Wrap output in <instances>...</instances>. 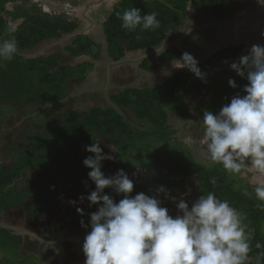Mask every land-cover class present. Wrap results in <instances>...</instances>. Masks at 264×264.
<instances>
[{"label":"trees","instance_id":"obj_1","mask_svg":"<svg viewBox=\"0 0 264 264\" xmlns=\"http://www.w3.org/2000/svg\"><path fill=\"white\" fill-rule=\"evenodd\" d=\"M82 2L83 0H72L73 6H79ZM133 7L139 8L142 15L156 12L159 27L155 31H125L117 13ZM190 8L203 10L213 17H226L244 8L248 9L249 6L244 0H121L103 24L110 58L118 61L130 51H143L164 43L169 34L185 22ZM81 23L80 18H72L65 13L45 12L36 0H0V39L14 36L17 41L14 58L6 62V66L0 67V99L18 102L22 106H50L69 96L70 81H87L89 74L95 71L94 61L101 58L104 46L85 32L74 39V46L67 48L75 57L83 58L76 66L64 62L57 53L35 57L23 55L25 52H33L50 39L75 32ZM9 28L13 29L10 34L7 31ZM241 50L242 47L238 46L222 49L201 61L198 66L206 73V80L195 77L186 68H180L155 85L124 87L114 92L110 97L111 105L107 107L93 106L89 110L74 109L64 113L61 118L64 122L54 133L61 136H53V132L49 135L48 131L47 134L37 132L30 136L31 141L24 145L19 160L14 165L7 169L0 163V210L6 209L2 202L8 198L16 178L27 168L41 171L48 183L44 194H40L37 188L28 191L29 195L32 194L33 219H42L47 212L46 199L52 198L55 192H63L67 184L72 185L68 190V196L72 200L87 196L75 192L78 183L84 184L81 188L88 189L86 182L91 181L88 177L90 169L83 164V160L92 154L86 151L85 146L91 145L94 140L100 142L102 138H106L115 150L113 160L103 161L102 171L106 176L115 175L120 169L128 175H133L135 170L146 174L147 168L155 167L158 172L151 176L152 180L148 173L145 180L140 181L143 184L147 180L152 181L155 192L157 186H165L172 189V192L177 189L179 192L175 194L178 197L183 194L179 200L187 198V201L193 202L200 195L212 191L218 198L228 200L246 216L244 223L249 230H253L246 264H256L257 254L264 251V211L257 208L258 201L253 192L257 183L243 182L244 179L239 174L228 175L220 165L212 164L210 159L209 163L200 161L190 147L175 138L179 130L174 125L176 119H188L194 114L202 120L205 110L218 113L224 104L230 103L232 96L238 92L244 94L242 90L248 83L246 79L236 81L239 87L233 89L228 83L231 78L228 76V69L216 81L209 72L214 64L222 61H227L229 66ZM181 56L180 50L167 48L160 60L171 61ZM140 66L154 73L160 69L148 57ZM232 78L237 80L235 75ZM194 93L202 96L201 103H196L191 98ZM124 111L132 114L135 123L128 120ZM139 124L141 128H138ZM142 166L147 167L142 169ZM135 167L140 170L133 169ZM213 177L215 185L210 182ZM135 178L138 177L133 175L131 179L136 181ZM52 179H61L57 182V191L50 185ZM237 185L239 188L234 190ZM245 188L252 193L250 197L243 195ZM105 192L117 202L122 198L111 189H106ZM183 192L188 193L184 195ZM187 195L189 196L186 197ZM27 197H21L19 201L22 202ZM159 198L165 202L162 195ZM89 204L88 201L81 207L83 216L79 213L85 223L90 220L89 214L97 211V206L90 207ZM8 240L14 239L8 232L0 230V249L4 248L6 252ZM257 243L262 246L260 249L256 248ZM12 245L11 242L10 246ZM14 248H17L15 258L8 259L5 254L0 259V264H46L45 260L51 257L37 255L33 259H26L20 254V243Z\"/></svg>","mask_w":264,"mask_h":264},{"label":"clouds","instance_id":"obj_2","mask_svg":"<svg viewBox=\"0 0 264 264\" xmlns=\"http://www.w3.org/2000/svg\"><path fill=\"white\" fill-rule=\"evenodd\" d=\"M117 16L127 32L155 31L159 27L156 12L142 15L139 8L133 7ZM7 31L10 34L13 29ZM105 49L108 50L107 38ZM16 52L14 36L0 39V67L12 61ZM200 63L188 52L172 61L174 67L186 68L195 77L206 80ZM230 68L248 81L242 90L244 94L238 92L232 96L230 103L224 104L218 113L204 111L203 142L212 164L220 165L228 175L237 176L250 168L264 177V45L254 44L246 55L231 62ZM228 83L233 89L239 87L233 78ZM100 145L101 142L94 140L85 146L92 155L83 160L90 169L88 177L95 190L81 196L80 201L87 199L90 207L97 206V211L89 214L88 223L81 220V226L90 229L82 245L84 264H246L253 230L244 223L246 216L228 200L209 191L191 204L179 200L178 214L172 216L159 198L163 194L175 201L171 195H177L172 189L168 192L165 186H160L155 195L140 192L133 196L134 181L123 169L109 176L102 171L103 161L114 157L106 155ZM210 182L215 185V178ZM238 188L234 186V190ZM106 189L122 198L117 202ZM253 192L257 208L264 211V179L254 186ZM243 195L250 197L252 193L245 188ZM77 212L84 215L82 208H77ZM261 247L256 244L257 249ZM262 262L264 251L256 256V264Z\"/></svg>","mask_w":264,"mask_h":264},{"label":"rangeland","instance_id":"obj_3","mask_svg":"<svg viewBox=\"0 0 264 264\" xmlns=\"http://www.w3.org/2000/svg\"><path fill=\"white\" fill-rule=\"evenodd\" d=\"M36 1L37 2H44L45 1L46 4H44V5L46 6V9H45L46 11H49V10L56 11L57 14L65 13L69 17L70 16L80 17V19H82V21H83V24H82V27L78 31H75L74 33H72L75 38L80 33H84L86 31H88L89 34L88 33L87 34L90 36L92 34V36L94 38L92 36L91 37L94 40H96L95 38H97L99 41L105 43L106 38L105 39L103 38L104 37L103 27H102V25H99V24L107 19L108 15L112 12L114 7L121 0H83L82 4L79 6H73L72 0H36ZM237 1H239V0H237ZM244 1L247 2V6H250L251 3L255 0H244ZM40 7L42 8L41 3H40ZM194 11L199 13L198 9H194ZM201 12H203V11H201ZM242 12H245V9L242 10ZM191 16H192V14H190V17ZM202 16H203V18H207L206 20L203 21V23L200 24V30L202 32V38L198 34H197V36L194 34V36H193V37H195L193 39L194 46H191V47L196 49L195 50L196 52L198 51V55H201L199 58H196L198 60V62L201 59L203 61L206 60L209 56H211L212 54H214L215 52L218 51L217 48H213V47L211 49L207 48V43H210V44L213 43V40L215 38V37L212 38L213 35L211 32H215L217 27H220V28L222 27L223 24H221L219 22V20L230 19L227 16L226 17H213L211 15H208V17H207L206 14L202 15ZM94 22H97V24H94ZM183 32H184V29H182L179 32V34L177 33V36L174 39L177 42H180L182 44L186 43V45L190 46V42H192V41L187 40L186 35H184ZM98 37H100V39ZM178 40H180V41H178ZM58 44L59 43H56V44H54V46H51L50 49H46L44 51V53L48 52V50L50 52H57L58 50L62 49L63 45H61V44L58 45ZM62 44H65V43H62ZM103 46L106 47V44H104ZM165 47L168 48V46H166V45H165ZM105 59H106V57L103 60L106 61ZM234 61H236V60H234ZM101 62L102 61H99L98 64H100ZM73 65L76 66L78 64H73ZM176 69H179V68L174 67L172 62H169V63L165 64V66L162 69H159L157 73H150L149 76H151L152 78L149 80L146 78L145 79L146 82L145 83L140 82L138 86L142 87V86H145L147 84L155 85L157 83L163 82L171 74H173ZM226 69L229 70L227 72L229 77L232 78L235 75L237 78L236 81H241L243 79V78L239 77L230 68V65L228 66L226 64V61H222L219 64H217V63L214 64L209 72H210V75L214 77L213 80L216 81L217 77L222 78V72ZM156 74H159V76L157 77ZM117 75H119V74H117ZM132 78L133 79L135 78L134 74H131L130 76L124 77L123 78L124 86H128V85L133 86L130 83ZM87 79L90 80L91 83H96L95 81L97 79L99 80L100 77L98 75H96V73H95V75L92 73V74H89V77ZM114 79H120V78L114 76ZM138 80H140V78L135 79L134 82H136ZM106 83L107 84L102 83V84H99L96 86V85H90L89 81H84V82L80 83L78 79L73 80V81L69 82L68 87L74 89V88L79 86V87H81V89H80L81 91L79 93L74 94L73 97H69L68 99L65 98L66 100L59 102L57 104H54V106L51 104L50 106H52V107H50V106L48 107L47 105L44 107L41 105L21 106V104L18 102H12V101H8V100L0 99V113H3L6 108L11 110V112H12L11 114H8L10 116V118L7 119V123L10 125V128H8V129L5 128V130H3L2 133H0V136H1L0 137V144H1L0 147L2 148L4 153H5L6 149L9 150V153H12L8 156L4 155V154L2 155L1 159L3 160V163L5 164V166H9V164H11L13 161L19 160V159H17V156L19 158V155H20L24 145L29 144V142L31 141V139H30L31 135H34L37 132L47 134V131H48L49 135L53 132V136L54 135L55 136H61L57 133L56 134H54V133L56 131L55 129L63 124L64 120H61V118L64 117V115H63L64 113L70 112L74 109L84 111V110H89L93 106L107 107V106L111 105V99H110L111 95L114 92H117L119 90L116 89V87H114L110 77H109V80L106 81ZM107 85H110V87L106 88ZM94 86H96V87L94 88ZM112 87L114 89H112ZM102 88H105V89H102ZM77 96H80V97H77ZM191 98L196 103H201L200 100L202 99V96L200 94L194 93L193 95H191ZM124 114L127 116L129 121H131L132 123H135V121L132 117V114L129 111H124ZM174 125H175L176 129L179 130V133L175 136V138L182 140L188 147H190L192 149L193 153L195 154V157L198 158L200 161H202L204 163H209V160H208L209 154L207 152L206 144L203 142V123H202V120L200 119V117L197 114H194L193 117L188 118V119H184V120L176 119V121H174ZM139 126H141L140 124L138 125V128H141ZM19 135L21 138H18ZM27 137H29V138H27ZM100 142H101L100 146L106 155L112 156L115 153L114 148L110 145L109 141L106 138H102L100 140ZM145 167H147V166H142V169H145ZM6 168L8 169L10 167H6ZM136 168L140 170L139 167H135L133 169H136ZM58 171L61 172V170H58ZM63 171L64 170H62V172ZM135 172H136V170H135ZM146 172L149 173L150 176H153L154 174H157L158 169L155 167H149V168H147ZM38 174L32 175L33 178H31L33 180V183H35V184H37L36 181L40 175V174L39 175ZM239 176L244 179L243 182L250 181L252 184L258 183L260 180L264 179V177L259 176L257 173L250 170V168L243 169L242 172L239 174ZM137 177H138L137 180L142 181V180H145L146 174L145 173L141 174V172H139ZM60 180L61 179H57L56 181H54V179L51 180L50 185L54 188L55 191H57V189H56L57 188V182ZM143 183L144 182L139 183V184H134V191L132 193L133 196L136 195L137 193H140V192H144L145 194L150 195V196L156 194V192L153 190L152 181L147 180L145 184H143ZM82 185H84V184L78 183L76 186L75 192L79 195H88L92 190H95V184L92 181L87 180L86 185L88 186V189L87 188L86 189L81 188ZM47 186H48V183L45 182L44 174L42 173V175L40 176V186L36 187L37 191L40 190V194H44ZM69 186H72V185L67 184L66 187L64 188L65 190L63 192L53 193V195H52L53 197H52V199H50V201H48V204L49 203L51 204L53 199H58L59 197L60 198H70L68 196V192H69L68 190L70 188ZM157 188H159V187L157 186ZM29 190L30 189L21 190V188L19 186H13L10 189V194L8 195V198L6 199V201L2 202V204L7 208V210H10V209L13 211H17V209L20 210L18 205L22 204L24 201H22V202L19 201V198L27 197L29 195L28 194ZM168 192H169V190H168ZM188 192H186V194ZM161 195L163 198H165L163 194H161ZM30 196H32V194H30L29 197ZM188 196L189 195H187L186 197H188ZM29 197H27V198H29ZM84 197H86V196H84ZM86 200L87 199H85L84 201L81 202L80 197L76 198V201H77L76 205L79 206L81 203L85 202ZM184 200L187 201V198H185ZM165 202L162 203V206L167 207L169 209L170 215H172V216L177 215L178 214V209L176 207L177 202H173L172 199H169V200L166 199ZM187 202L189 204L192 203L189 201H187ZM31 203H32V200H31ZM31 203H30L29 207L32 206ZM70 217H71V220H73V224H76L78 222L77 220L74 221V216L72 214L70 215ZM58 226H60L59 229L63 228V230H61L62 232L60 231V236L65 237L67 239L68 237L65 235V231L68 232V228L70 226L69 223L67 225H63V227H61L62 223H61V225H58ZM69 237H70V234H69ZM11 242L14 245V247L18 246V243L15 240H12V241L8 240V242H7L8 251L7 252L0 251V259H3L2 254H6V258H8V259L15 258V251L17 248H14L13 245L10 246ZM68 244L69 243L66 244V248H70V250H73V248H72L73 245L71 247H69ZM81 257H85V256H81ZM75 258L77 259V257H75ZM79 259H80V257H79ZM84 261H85V259H84ZM47 264H53L52 260H50V259L47 260ZM54 264H70V263L66 262L65 259H60V260H57V262H55Z\"/></svg>","mask_w":264,"mask_h":264},{"label":"crops","instance_id":"obj_4","mask_svg":"<svg viewBox=\"0 0 264 264\" xmlns=\"http://www.w3.org/2000/svg\"><path fill=\"white\" fill-rule=\"evenodd\" d=\"M261 2H264V0H261ZM261 2L260 0H255L251 3L248 9H245V12L240 11L231 16H227L230 19L219 20V22L223 25L221 28L217 27L215 32H211L213 35L212 38H215L213 40V43H207V48L211 49L213 47L217 48L219 51L222 49H229L234 46L242 47L241 52L235 58V60H237L239 56L246 55L254 44L264 45V4H262ZM201 11L203 10H199V13H197L194 11V9L190 8L185 22L178 29L173 30L164 43L155 46L151 49H146L137 52L130 51L126 54L124 58L115 61L110 58L107 50L104 47V53L102 54L101 58L98 61H94L95 71L92 72L94 75L96 73V75H98L100 79H97L95 81L96 83H91L88 79L87 81H89L90 85L97 86L102 83L107 84L106 81L109 80L110 77L114 87L120 90V88L123 89L124 87H131L129 85L124 86L123 78L134 74L135 78H132V80L130 81L133 86L139 85L140 82L145 83L146 78L148 80L152 78L151 76H149V74L154 73L141 68L140 65L145 58L148 57L152 59L154 63L160 67V69H162L165 64L173 61L160 60L163 51L167 49L165 45L168 46V48H176L180 50L182 54L184 52H188L192 54L195 58H199L201 55H198V51L196 52V49L191 47L194 46L193 39L195 37L193 36L194 34L196 36L198 34L202 38L200 24L207 19L203 18L202 15L206 14L207 17L208 15L212 16V14L203 11L205 13L204 14ZM190 14H192L191 17ZM82 24L83 21L80 27H82ZM94 24H97V22H94ZM103 24L104 21L101 22L99 25H102L103 27ZM182 29H184L183 33L184 35H186V39L192 41L190 42V46L186 45V43L182 44L180 42H177L174 39L177 36V33L179 34ZM85 33L89 34L88 31H86ZM98 38L100 39V37ZM103 38L105 39V35ZM74 39L75 37L73 36V34H64L60 38H53L49 41L44 42L40 47L35 48L33 52H25L23 53V55L25 57H35L40 55L57 53L61 56V58H63L64 62L71 65L78 64L80 61H83V58L75 57L67 50L69 46H74ZM95 39L99 44H106V42L103 43L97 38ZM56 43L63 45V48L58 50L57 52H50L48 50V52L44 53L46 49H50V47L54 46V44ZM156 48L160 52L159 54L157 53ZM105 57L106 61L103 60ZM99 61L102 62L98 64ZM201 61L203 60L201 59L199 63ZM114 76L120 79H114ZM139 78L140 80L134 82L135 79ZM96 86H94V88ZM109 87L110 85H107L106 88ZM69 89L70 94L66 99H68L69 97H73L74 94L79 93L81 91V87L79 86L74 89L69 87ZM112 89L114 88L112 87ZM52 105L54 106V104ZM6 109L4 110L6 111L4 115L3 113H0V133H2L5 128H10V125L7 123V119L10 118L8 114H11L12 112L11 110ZM18 138H21L20 135L18 136ZM1 150L2 148L0 149V163L2 162L1 165L4 168L11 167L17 162L13 161L11 164H9V166H5L3 160L1 159L2 155L4 154L8 156L12 153H9L8 149H6L5 153L3 152V150ZM17 159H19L18 156ZM37 174L39 175V177L36 181L37 184H35L33 183V180L31 178H33L32 175ZM41 175V171L27 168L26 170H23L21 174L16 178V180L12 184V187L19 186L21 190L36 188L37 186H40ZM50 199L52 198L48 197L45 201V208L47 212H45L42 219H33V212L31 210V207H29L32 200V196L23 200L24 202L18 205L20 210L17 209V211H13L11 209L7 210V208L0 210V230L8 232L11 238H13L17 243H20V254H22V256L26 259H33L34 256L37 255L41 257L44 255H50L51 257L49 259L52 260L53 264L60 259H65V261L70 264H84L83 261L85 257H81L84 256L82 251V245L84 237L86 236L87 231H89L90 229H85L81 226L82 218L77 212V208L83 207V205L88 201L86 200L85 202L77 206L76 204L74 205L70 203V201H74L71 198L59 197L58 199H53L51 204H48V201H50ZM71 214L74 216V221L77 220L80 224L78 222L76 224H73V222L71 221V217L69 216ZM61 223V227H63V225H67L68 223L70 225L68 228V232L65 231V235L68 237L67 239L65 237L60 236V231L63 230V228L59 229L60 226L58 225H61ZM67 243H69V247L73 245V250H70V248H66ZM0 251L6 252L4 248H1ZM2 255L4 257L5 254ZM75 257H77V259ZM78 257H80L81 259H78ZM49 259L45 260L46 264L47 260Z\"/></svg>","mask_w":264,"mask_h":264},{"label":"flooded vegetation","instance_id":"obj_5","mask_svg":"<svg viewBox=\"0 0 264 264\" xmlns=\"http://www.w3.org/2000/svg\"><path fill=\"white\" fill-rule=\"evenodd\" d=\"M41 3V5H42V8L44 9V11L45 12H47V13H54V14H57V12L56 11H51V10H49V11H46L45 9H46V6L44 5V4H46V2L44 1V2H40ZM137 172V173H136ZM134 171V173H133V175L134 176H138V171ZM133 175L132 174H130V175H128L129 176V178L131 179L132 177H133ZM146 175L148 176V173H146ZM150 176V175H149ZM136 179V181H134V184H139L140 183V180H137V178H135ZM150 179L152 180V177L150 176ZM167 190L169 189V188H167V187H165ZM155 191V190H154ZM174 192H177V194H178V192H179V190H177V189H174ZM184 194H186V192H183ZM171 197H175L176 199L175 200H179L181 197H183V194L181 195V196H172L171 195ZM163 200H165L166 201V198H164ZM169 200V199H168ZM78 259H79V257H78ZM81 259V258H80Z\"/></svg>","mask_w":264,"mask_h":264}]
</instances>
